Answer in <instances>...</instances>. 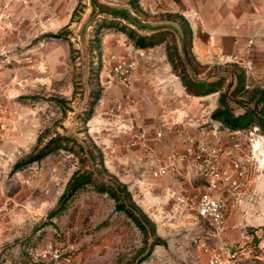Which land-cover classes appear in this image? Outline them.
<instances>
[{
    "label": "rangeland",
    "instance_id": "rangeland-1",
    "mask_svg": "<svg viewBox=\"0 0 264 264\" xmlns=\"http://www.w3.org/2000/svg\"><path fill=\"white\" fill-rule=\"evenodd\" d=\"M198 6L204 16L158 0L0 3V264H210L219 240L192 209L202 181L154 178V151L165 162L185 135L210 139L221 96L264 132V20L217 19L213 4ZM131 31L156 45L137 47ZM188 81L211 92L194 95ZM249 127L221 128L231 174L242 153L231 148L247 150ZM76 176L86 180L73 191ZM247 181L258 199L264 175ZM103 187L134 204L147 232ZM224 194L223 238L246 254L264 239V198L256 210L247 195L233 208Z\"/></svg>",
    "mask_w": 264,
    "mask_h": 264
},
{
    "label": "built area",
    "instance_id": "built-area-1",
    "mask_svg": "<svg viewBox=\"0 0 264 264\" xmlns=\"http://www.w3.org/2000/svg\"><path fill=\"white\" fill-rule=\"evenodd\" d=\"M2 2L9 4L11 0H0V3ZM196 16L195 14L191 17L196 18ZM262 28L264 30V23ZM252 43L253 41L250 42V44ZM127 79H129L128 71L125 75V80ZM213 126V136L210 139L207 138L206 132L197 135H185L182 140V151L172 150L165 162L162 161L161 153L154 151L156 163L152 166V176L160 178L168 173H173L185 176L191 183L202 181L200 183L202 191L192 209L199 218L208 223L213 237L219 240L220 248L214 250L209 261L210 264H235L242 257L256 264V260H260V257L255 254L254 249L264 251L262 236H258V244L248 250L246 254L245 251L241 252L237 247L231 246L223 238L225 212L229 201L224 191L230 193V197L233 199L231 205L233 208H239L246 195L249 202H251V206L255 203V193L247 194L249 186L247 180L248 173L251 171L264 175V132L257 125L249 127L247 130L249 131L247 150L244 147V142L235 141L231 149H233V152L241 151L242 153H240V157L236 156L239 159L233 163V174H231L223 166L224 158L229 156L230 151H226L228 148L224 149L218 140L224 129L234 136H240L246 130H231L219 120L213 121ZM168 132L167 135H172L173 129L168 127ZM145 136V133H143L141 137L145 138ZM165 137L166 133L164 131L157 133L158 139L161 140ZM222 259H225V262Z\"/></svg>",
    "mask_w": 264,
    "mask_h": 264
},
{
    "label": "trees",
    "instance_id": "trees-1",
    "mask_svg": "<svg viewBox=\"0 0 264 264\" xmlns=\"http://www.w3.org/2000/svg\"><path fill=\"white\" fill-rule=\"evenodd\" d=\"M129 36L133 39L135 45L140 48H148L156 45V42L153 41L154 35H151L150 37L147 36H138L133 31L129 33ZM186 89L188 92L199 95V96H205L211 92V88H208L209 85H206L205 83H202L200 81H188L185 82ZM218 89V88H217ZM219 90V89H218ZM264 98V94H262V97ZM222 100V108L218 109L214 114L213 117L219 121H221L226 127H228L231 130H239V129H246L250 125L251 116L246 112L245 114L241 116H235L233 112H231L228 107L225 105V98L221 96ZM263 100V99H262ZM52 149H49L48 152H50ZM47 152V153H48ZM44 155V154H43ZM42 156V155H41ZM40 157V156H39ZM38 157V158H39ZM36 160V159H33ZM88 179V178H87ZM83 178L74 177V179L70 183V189L71 190H77L79 187H81L84 184ZM88 182H91L90 179H88ZM103 191L109 193L116 201H117V208L119 210H122L128 214L136 223L137 225L147 232V224L143 222L142 217L147 220L143 215L138 216L136 214V207L133 203L127 204L126 201L121 200V192L119 190H109L103 187Z\"/></svg>",
    "mask_w": 264,
    "mask_h": 264
},
{
    "label": "crops",
    "instance_id": "crops-1",
    "mask_svg": "<svg viewBox=\"0 0 264 264\" xmlns=\"http://www.w3.org/2000/svg\"><path fill=\"white\" fill-rule=\"evenodd\" d=\"M162 4H170V6H177L180 12L189 13L188 11H195L197 14L202 13L204 16L203 8L199 7L198 4H213L215 7L214 12L216 13L217 19L226 20L228 17H237L240 22L248 20L251 22L264 20V0H158ZM195 7V8H194ZM196 9V10H194ZM199 10V11H198ZM228 13L230 15H228ZM202 15L200 16L202 18ZM242 26V23H240ZM239 26V28H240ZM263 26V25H262ZM243 27V26H242ZM254 29L253 26L250 27V31ZM241 30V29H240ZM244 30V29H243ZM253 31V30H252ZM241 34V32H240ZM254 42V41H253ZM257 198H255L256 205L255 210L258 208L260 201L264 198V192L257 191ZM264 202V199L262 200ZM258 203V204H257Z\"/></svg>",
    "mask_w": 264,
    "mask_h": 264
}]
</instances>
